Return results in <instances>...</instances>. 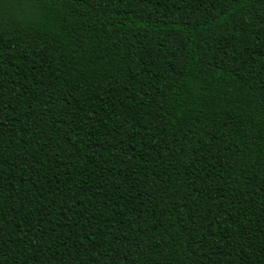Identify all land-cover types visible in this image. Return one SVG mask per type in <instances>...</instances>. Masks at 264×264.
I'll list each match as a JSON object with an SVG mask.
<instances>
[{"label":"trees","instance_id":"16d2710c","mask_svg":"<svg viewBox=\"0 0 264 264\" xmlns=\"http://www.w3.org/2000/svg\"><path fill=\"white\" fill-rule=\"evenodd\" d=\"M0 264H264V0H0Z\"/></svg>","mask_w":264,"mask_h":264}]
</instances>
